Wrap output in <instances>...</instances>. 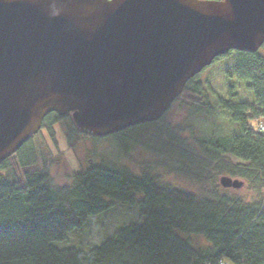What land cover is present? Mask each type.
<instances>
[{"label":"trees","instance_id":"trees-1","mask_svg":"<svg viewBox=\"0 0 264 264\" xmlns=\"http://www.w3.org/2000/svg\"><path fill=\"white\" fill-rule=\"evenodd\" d=\"M229 58L234 60L229 88L243 85L250 103L230 91L220 98L209 81L198 80ZM176 101L209 118L216 114L214 101L235 132L187 143L164 124L168 110L157 122L112 137L127 157L128 140L155 129L160 145L154 152L160 160L151 166L209 185L206 195L186 193L147 172L135 175L110 161L94 164L93 159L86 169L72 172L67 185L52 187L48 166L33 145L42 131L54 142L53 127L61 128L71 152L86 139L110 136L89 135L69 115L49 114L35 136L0 162V264H264V45L255 53L232 51L217 58L186 83ZM215 175L245 183L240 189L224 188ZM115 204L136 206L142 223L124 226L87 251L54 246ZM182 235L201 236L206 246L193 247Z\"/></svg>","mask_w":264,"mask_h":264},{"label":"water","instance_id":"water-1","mask_svg":"<svg viewBox=\"0 0 264 264\" xmlns=\"http://www.w3.org/2000/svg\"><path fill=\"white\" fill-rule=\"evenodd\" d=\"M262 45L264 0H0V162L52 113L100 138L157 122L217 58Z\"/></svg>","mask_w":264,"mask_h":264},{"label":"rangeland","instance_id":"rangeland-1","mask_svg":"<svg viewBox=\"0 0 264 264\" xmlns=\"http://www.w3.org/2000/svg\"><path fill=\"white\" fill-rule=\"evenodd\" d=\"M233 63V58L222 60L209 71L203 72L198 80L202 83L205 80L209 81L211 85L209 89L220 98H226L230 91L238 95L239 101L250 103L251 99L247 96L243 85L236 84L233 85V88H229L231 84L227 80V74L231 72ZM211 106L216 114L209 118L201 114L194 115L191 108L176 101L166 113L163 122L171 130L176 131V134L184 138L187 143L210 136L227 137L234 133L235 129L230 124L229 116L223 113L214 101H211ZM154 132L155 129H150V132H143L139 137L134 136L132 140H128L126 143L127 157L117 146L119 144L114 141L112 136L103 140L86 139L77 146L75 152L68 151L64 131L58 126L53 127L54 142L49 140L47 134L42 131L33 145L38 149L48 166L49 182L52 187L67 185L69 175L72 172L86 169L89 159H93L94 164H99V161L102 160L110 161L128 167L135 175L147 172L158 176L160 182L172 185L186 193L198 197L206 195L210 189L209 185L183 180L165 173L160 168L151 166L160 160L154 152L160 145L154 140ZM229 162L236 164L234 160ZM210 168H214V165H211ZM221 178L245 183L241 179L227 175L214 176L217 184L220 183ZM140 223H142V218L138 214L136 206L128 207L115 204L105 212L88 219L81 229L73 231L65 241L54 243V246L59 249L74 248L87 251L112 238L124 226ZM182 237L187 239L193 247L206 246V241L201 236L182 235Z\"/></svg>","mask_w":264,"mask_h":264}]
</instances>
